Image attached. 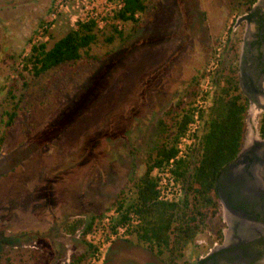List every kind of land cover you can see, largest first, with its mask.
<instances>
[{
	"label": "rangeland",
	"instance_id": "obj_1",
	"mask_svg": "<svg viewBox=\"0 0 264 264\" xmlns=\"http://www.w3.org/2000/svg\"><path fill=\"white\" fill-rule=\"evenodd\" d=\"M86 1L65 0L41 32L52 0H0V131L11 104L3 86L17 76L16 69L30 77L19 66L28 39L49 46L73 26ZM245 9L241 0H151L138 13L135 29L129 20L111 18L96 28L89 48L95 59L60 63L31 79L0 143V264H68L80 253L85 261L91 248L76 230L68 232L67 223L105 211L120 189L129 198V180L143 171L158 137L157 118H168L165 110L174 112L187 100L191 77L201 70L229 61L237 65L244 28L249 38L254 32L251 22L239 19ZM257 9L264 13L263 6ZM111 25L126 34L123 40L104 38ZM253 80L259 90L252 92L263 101L264 79ZM199 85L206 107L213 85ZM247 95L249 108L255 95ZM258 114L250 129L246 109L244 144L223 173H232L245 206L264 196ZM217 202L216 213L207 216L177 263L204 264L203 257L216 252V264H231L237 234L249 225L260 227L218 193ZM255 213L249 209L247 215ZM166 255L128 234L109 243L101 264H168Z\"/></svg>",
	"mask_w": 264,
	"mask_h": 264
},
{
	"label": "trees",
	"instance_id": "obj_2",
	"mask_svg": "<svg viewBox=\"0 0 264 264\" xmlns=\"http://www.w3.org/2000/svg\"><path fill=\"white\" fill-rule=\"evenodd\" d=\"M121 1V5L112 12L110 18L129 20L133 30L140 20L138 13L143 12L151 0ZM252 1L241 0V3L249 8ZM39 27L41 32H46V25L40 24ZM96 28L93 17L84 20L76 17L73 26L54 39L49 46H46L44 41L28 39L31 41L28 52L21 56L19 66L21 69H27L30 77L26 78L20 69H16L17 76H12L3 86L11 104L4 110L0 143L31 79L60 63L82 62L97 57L89 50L90 43L96 38ZM125 35L115 25H111L110 32L104 38L111 41L117 36L123 40ZM216 65L192 76L193 85L189 88L187 100L182 104L178 102L174 112L170 109L165 110L164 115H168V118H157L158 137L152 145L143 171L129 180L131 195L128 199H123L124 190L120 189L112 201L115 222L124 221L130 212L133 213L136 222L128 233L134 234L138 241L157 255L166 252L168 264H180L175 258L182 254L183 248L194 238L207 216L216 213L218 173L236 157L244 142L248 98L239 86L237 66L230 61L226 65ZM17 77L21 79L18 85L15 83ZM206 78L213 85L207 97L209 104L206 107H198L196 99H204L206 95L199 82ZM15 89H19L17 95L14 93ZM195 108L201 119L200 130L194 135L189 152L183 157L176 158L171 170L174 179L180 185L181 194L170 201L158 199L155 169L176 153L178 138ZM257 133L264 137V107L258 114ZM96 215L90 216L87 220L75 218L67 223L66 229L68 232H74L80 228L79 235L85 241L84 234ZM217 233H220L219 230ZM85 243L90 249V244L86 241ZM82 258L81 253L71 256L68 264H81Z\"/></svg>",
	"mask_w": 264,
	"mask_h": 264
},
{
	"label": "flooded vegetation",
	"instance_id": "obj_3",
	"mask_svg": "<svg viewBox=\"0 0 264 264\" xmlns=\"http://www.w3.org/2000/svg\"><path fill=\"white\" fill-rule=\"evenodd\" d=\"M260 5L264 7V0H253L250 4V7L246 8L239 16L240 20H248V22L252 23L254 32L252 34L253 38H249L250 35H248L249 33L247 32L248 27L244 28V31L242 33L244 36L239 46L240 51L238 52L236 65L238 83L240 88L241 85L243 86L241 90L243 92L247 91V93L249 92V94L255 95V99H250V107L248 106L249 108H247V113H251V111L254 109L257 110L255 116H257V114L260 112L261 107L264 106V100L262 101L258 95L256 96L255 91L254 93L252 92L253 88L256 91L259 90V88L255 87V85L253 84V79L255 78V83H260L264 79V13H262V10L257 9V6ZM247 68L251 70L252 77L245 72V69ZM254 73H256V76L254 75L253 78ZM247 88H249L250 91ZM247 98L249 97L247 96ZM231 162L232 160L227 163L218 173L216 192L224 198L229 206L233 204V207L241 209L243 213L241 216H243V218H251L254 222L259 223L260 225V227L256 225L251 227L249 225L247 229H244V231H241L237 234L238 236L236 237V241L233 246H235V250L238 251V253H236V256L232 258L234 260H232L233 263L231 264H264V196L262 197L261 202H254L255 205H244V202L239 198V193L241 191L238 190L236 184L233 185L234 179H232V173H230L228 177H223L225 169H227ZM257 166L258 165H256V167H254L253 169L257 170ZM229 169L231 170V168ZM249 209L254 210L256 213L254 215L250 214L248 216L247 214L249 213ZM230 210H232V207H230ZM250 249L251 252L249 253L248 251ZM243 251H246L247 255L243 256ZM215 254L216 252L204 256V261L201 262H204V264H212ZM250 256H254V258L252 259V262L249 263L248 260ZM256 260H258L259 262H256Z\"/></svg>",
	"mask_w": 264,
	"mask_h": 264
},
{
	"label": "built area",
	"instance_id": "obj_4",
	"mask_svg": "<svg viewBox=\"0 0 264 264\" xmlns=\"http://www.w3.org/2000/svg\"><path fill=\"white\" fill-rule=\"evenodd\" d=\"M121 0H87L83 6L79 20H84L88 17H93L96 25L101 26L104 21L110 18L112 12L121 5ZM65 6V0H52L48 11V18L43 25H46L51 19L55 18L58 11ZM207 82V78L203 81ZM204 89V88H203ZM201 98L196 99L197 106H201ZM195 103V102H194ZM201 127V119L198 115L197 108L192 110L191 118L186 123L185 129L179 136L176 143V153L170 156L155 169L157 176V198L162 200H174L181 194L180 185L174 179L172 167L174 160L178 157L185 156L192 144L195 134ZM115 211L113 206H110L105 211L96 215L91 222L90 228L85 232L84 239L91 246L90 254L82 264H101L104 252L109 243L117 238L126 237L130 227L136 222V217L133 213L128 214V218L121 222H115ZM79 235L80 228L76 229ZM80 236V235H79Z\"/></svg>",
	"mask_w": 264,
	"mask_h": 264
},
{
	"label": "bare ground",
	"instance_id": "obj_5",
	"mask_svg": "<svg viewBox=\"0 0 264 264\" xmlns=\"http://www.w3.org/2000/svg\"><path fill=\"white\" fill-rule=\"evenodd\" d=\"M256 111H257V110L254 109V110H252L251 113H250V117H249V118H250V121H251V124L249 125V128H250V129H251V127H253V126L255 125V123H256V119H255V117H256V116H255V113H257ZM258 112H259V111H258Z\"/></svg>",
	"mask_w": 264,
	"mask_h": 264
},
{
	"label": "water",
	"instance_id": "obj_6",
	"mask_svg": "<svg viewBox=\"0 0 264 264\" xmlns=\"http://www.w3.org/2000/svg\"><path fill=\"white\" fill-rule=\"evenodd\" d=\"M245 94H246V96H248L246 92H245ZM263 107H264V106H262L261 109H262ZM239 150H240V149H239ZM238 152H239V151H238ZM238 152H237V154H238ZM236 156H237V155H236Z\"/></svg>",
	"mask_w": 264,
	"mask_h": 264
}]
</instances>
